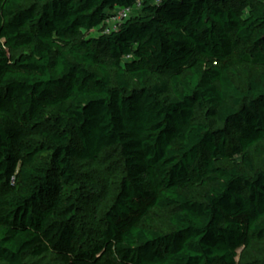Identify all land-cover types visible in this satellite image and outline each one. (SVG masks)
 Wrapping results in <instances>:
<instances>
[{
    "label": "trees",
    "instance_id": "1",
    "mask_svg": "<svg viewBox=\"0 0 264 264\" xmlns=\"http://www.w3.org/2000/svg\"><path fill=\"white\" fill-rule=\"evenodd\" d=\"M0 264H264V0H0Z\"/></svg>",
    "mask_w": 264,
    "mask_h": 264
},
{
    "label": "built area",
    "instance_id": "2",
    "mask_svg": "<svg viewBox=\"0 0 264 264\" xmlns=\"http://www.w3.org/2000/svg\"><path fill=\"white\" fill-rule=\"evenodd\" d=\"M129 11H130V8L120 10L116 14V16L111 17L110 23H115L117 21H121V20L127 18Z\"/></svg>",
    "mask_w": 264,
    "mask_h": 264
}]
</instances>
